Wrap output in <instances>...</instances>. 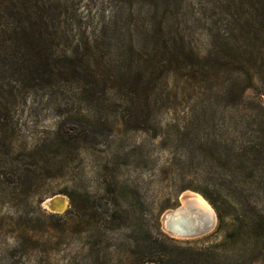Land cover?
Segmentation results:
<instances>
[{
	"label": "rangeland",
	"instance_id": "1",
	"mask_svg": "<svg viewBox=\"0 0 264 264\" xmlns=\"http://www.w3.org/2000/svg\"><path fill=\"white\" fill-rule=\"evenodd\" d=\"M263 17L264 0H0V124L10 129L0 148V264H155L144 260L173 246L222 244L240 227L236 217L221 232L216 218L192 239L162 229L164 212L188 191L221 200L212 187L218 166L193 146L191 126L207 104L223 105L234 76L192 83L190 56L203 57L217 34H261ZM115 22L121 38L84 43L104 28L113 36ZM30 25L50 47L43 71L27 61L25 70L23 50L10 46L12 29ZM253 96L246 90L243 100ZM64 133L76 140L66 144ZM38 144L41 172L19 174ZM263 244L238 264H264Z\"/></svg>",
	"mask_w": 264,
	"mask_h": 264
},
{
	"label": "trees",
	"instance_id": "2",
	"mask_svg": "<svg viewBox=\"0 0 264 264\" xmlns=\"http://www.w3.org/2000/svg\"><path fill=\"white\" fill-rule=\"evenodd\" d=\"M256 17L253 16L251 20ZM21 24L16 22V26ZM113 27H115L113 36H109L108 29L104 28L97 36L84 39V43L98 47L103 41L121 38L123 34L118 23L115 22ZM252 30L248 32V28L241 27L238 29L239 38L231 40L228 34L226 38L224 36L220 38L217 34L216 40L209 44L203 57L191 53L188 68V78L192 83H204L203 79L224 80V74L227 72L234 76L221 99L223 105L214 110L207 104L202 112V122L191 126L199 135L198 139H193L195 141L191 143L197 147L201 155L218 166V174L221 177L214 180L216 183L212 187L215 189L214 194L221 200H213L212 196L205 192L200 194L215 212L216 232H221L227 227L226 217L230 216L231 219L236 217L237 220L232 221L238 222L240 227L233 228L225 241L232 243L237 254L233 256L234 258L230 257L229 244H225L224 241L218 246H206L201 249L182 250L173 246L174 254L162 253L155 256L154 253L149 254L151 256L146 257L144 263L238 264L257 248L259 242L264 243V106L260 101V97L264 95V30L261 34L254 31L253 27ZM11 34L15 37L12 41H16L10 45L13 52L18 53L20 50L24 52L22 54L26 60H22V65L25 70H29L30 66L34 72H38L50 67L46 52L50 47L44 44L45 34L41 27L30 25L20 28L19 31L12 29ZM90 50L88 54L92 53L95 56L96 51L92 47ZM77 55V52H70L69 58L74 59ZM25 61L30 65L24 64ZM246 90H251L254 94L253 99L247 102L243 100ZM187 128V134L191 135ZM8 130L10 131L7 125L0 124V148L3 147ZM63 135L65 139L61 138L67 140L66 144L76 140L75 136L68 133ZM57 136L55 133L56 140ZM42 152V144L32 148L29 151V158L34 163L26 164L25 170L18 171L19 174L28 176L36 174L39 170L41 172L40 167L35 165L38 162L42 163ZM29 166L35 167L32 169ZM109 210L111 211V208L106 207L103 212L107 220L110 219ZM94 217L98 219L95 214ZM245 222H248L247 225H244ZM242 241H245L247 247H241ZM261 254L264 255V244L261 247ZM88 264L94 262L89 261Z\"/></svg>",
	"mask_w": 264,
	"mask_h": 264
},
{
	"label": "water",
	"instance_id": "3",
	"mask_svg": "<svg viewBox=\"0 0 264 264\" xmlns=\"http://www.w3.org/2000/svg\"><path fill=\"white\" fill-rule=\"evenodd\" d=\"M262 98L264 100V97ZM161 222L162 229L171 237L192 239L208 234L215 225L216 216L214 213L213 220H210L205 214L185 209L179 204L176 209L164 212Z\"/></svg>",
	"mask_w": 264,
	"mask_h": 264
},
{
	"label": "bare ground",
	"instance_id": "4",
	"mask_svg": "<svg viewBox=\"0 0 264 264\" xmlns=\"http://www.w3.org/2000/svg\"><path fill=\"white\" fill-rule=\"evenodd\" d=\"M189 194H191V200L189 199ZM185 197L183 198V208L188 210H195L199 214H205V217L208 219H212L214 217V213L212 208L209 206V204L201 197L199 194L196 193H190L186 192L183 194ZM193 200V201H192ZM186 202V203H185Z\"/></svg>",
	"mask_w": 264,
	"mask_h": 264
}]
</instances>
